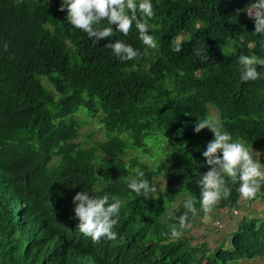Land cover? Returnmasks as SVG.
<instances>
[{
    "label": "trees",
    "instance_id": "obj_1",
    "mask_svg": "<svg viewBox=\"0 0 264 264\" xmlns=\"http://www.w3.org/2000/svg\"><path fill=\"white\" fill-rule=\"evenodd\" d=\"M151 2L156 49L143 45L135 24L127 36L113 26L112 37L94 45L67 22L61 0H0V264H231L264 256V221L245 214L236 216L229 249L192 246L189 229L170 236L187 198L198 209L191 226L205 216L199 181L210 168L202 153L214 137L195 133L196 121L216 109L234 140L264 151V65L248 82L239 65L240 55L264 59V36L237 12L255 0ZM116 41L141 58L121 62L106 47ZM82 116L98 120L104 140L79 142ZM132 149L144 156L126 159ZM137 170L152 185L168 179L156 199L128 188ZM231 187L214 212L241 206L239 185ZM80 191L123 202L116 240L94 244L79 232L73 197Z\"/></svg>",
    "mask_w": 264,
    "mask_h": 264
},
{
    "label": "clouds",
    "instance_id": "obj_2",
    "mask_svg": "<svg viewBox=\"0 0 264 264\" xmlns=\"http://www.w3.org/2000/svg\"><path fill=\"white\" fill-rule=\"evenodd\" d=\"M65 10L67 22L85 33L94 45L112 37L113 26L115 31L127 36L135 24L143 45L148 49L157 48V41L149 34L148 21L156 15L151 0H61L59 11ZM240 11L254 20V32L264 36V0L249 2L244 9L237 10V12ZM138 12L140 15L137 14ZM104 21L108 26L103 25ZM172 44L173 51L179 53L182 50L181 43L175 39ZM106 47L110 48L121 62L137 60L142 56L139 50L121 41L109 42ZM7 48L5 43L3 50L7 51ZM200 54L197 50L196 55ZM258 64L264 65V59L240 55V80L248 82L260 79L261 74L257 71ZM203 129H209L214 137L207 143L206 150L202 153L210 168L202 174L199 181L201 190L199 203L205 217H209L222 200L231 196V185H239L237 191L241 198V205L242 201H257L264 188V163L260 159L261 153L254 150L253 146L251 148L246 146L239 138L234 140L232 135L224 130L223 124L214 117L196 121L194 132L198 134ZM137 175L140 179H131L128 188L137 197L156 199L157 187L144 179L143 171L137 170ZM122 203L118 197L110 198L107 194L97 198L86 191L76 193L73 204L75 218L79 221L77 225L79 232L89 237L94 244H99L105 239L116 240L117 232L113 229L118 223ZM183 207L185 212L178 217V225L170 226L172 239L182 238L185 230L191 228L190 219L198 215L196 201L192 197L184 201ZM241 211L239 206L232 212H221L228 216L233 214L232 218H236L237 215H241Z\"/></svg>",
    "mask_w": 264,
    "mask_h": 264
},
{
    "label": "rangeland",
    "instance_id": "obj_3",
    "mask_svg": "<svg viewBox=\"0 0 264 264\" xmlns=\"http://www.w3.org/2000/svg\"><path fill=\"white\" fill-rule=\"evenodd\" d=\"M210 108H215L211 106ZM212 117L218 119L216 109L211 110ZM80 122H86L87 118L84 116L78 118ZM91 122L88 124L87 122L84 124L80 131V139L79 142L85 144L86 136H90V140L88 145H91L93 142L101 141L105 139V132L101 125L97 122V119H89ZM86 147L87 144H85ZM261 153L260 159L261 162L264 163L263 156L264 152L261 150H257ZM140 152V156H144L141 151L130 150L126 159L132 158L134 154H138ZM168 179L163 174L158 176L155 180V186L157 187V195L163 192L165 185L167 184ZM182 196V195H181ZM179 196L171 205L168 206V212L172 213L175 210L179 209L182 200L185 196ZM248 202V201H247ZM258 205V204H256ZM255 205H251L250 207L247 204H242L243 213L247 216L246 220H251V218L259 217L262 221H264V212H256L254 207ZM248 207V208H247ZM254 207V208H253ZM253 208V209H252ZM263 214V215H262ZM236 216V215H235ZM238 218L230 217L228 214H220L217 212H213L209 217L199 218L197 223L189 229L187 233V237L191 240L192 246L200 245L202 243H208L211 250H215L217 246L223 245L226 249L230 248V240L233 232L238 229ZM217 223H220L219 225ZM231 264H264V256H256L253 259H239L236 262Z\"/></svg>",
    "mask_w": 264,
    "mask_h": 264
},
{
    "label": "crops",
    "instance_id": "obj_4",
    "mask_svg": "<svg viewBox=\"0 0 264 264\" xmlns=\"http://www.w3.org/2000/svg\"><path fill=\"white\" fill-rule=\"evenodd\" d=\"M242 203L243 204H247L249 207L251 206V205H255L254 207L256 208V209H253V210H256V212H264V201L263 200H257V201H255V202H247V201H242ZM256 204H258V205H256ZM248 208V207H247ZM240 210H242V207L240 206ZM243 211V210H242ZM241 211V214H244L243 212ZM263 215V214H262Z\"/></svg>",
    "mask_w": 264,
    "mask_h": 264
},
{
    "label": "built area",
    "instance_id": "obj_5",
    "mask_svg": "<svg viewBox=\"0 0 264 264\" xmlns=\"http://www.w3.org/2000/svg\"><path fill=\"white\" fill-rule=\"evenodd\" d=\"M219 225V223H217Z\"/></svg>",
    "mask_w": 264,
    "mask_h": 264
}]
</instances>
